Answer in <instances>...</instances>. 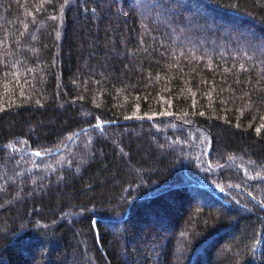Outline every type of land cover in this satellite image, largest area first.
<instances>
[{"label":"trees","instance_id":"trees-1","mask_svg":"<svg viewBox=\"0 0 264 264\" xmlns=\"http://www.w3.org/2000/svg\"><path fill=\"white\" fill-rule=\"evenodd\" d=\"M0 264H264V0H0Z\"/></svg>","mask_w":264,"mask_h":264},{"label":"water","instance_id":"water-1","mask_svg":"<svg viewBox=\"0 0 264 264\" xmlns=\"http://www.w3.org/2000/svg\"><path fill=\"white\" fill-rule=\"evenodd\" d=\"M116 121H112V122H106V123H97V124H95V126H102V125H104V124H108V123H115ZM118 122V121H117ZM120 122H127V121H120ZM78 132H80V131H78Z\"/></svg>","mask_w":264,"mask_h":264}]
</instances>
